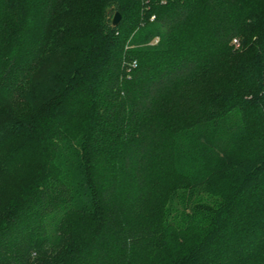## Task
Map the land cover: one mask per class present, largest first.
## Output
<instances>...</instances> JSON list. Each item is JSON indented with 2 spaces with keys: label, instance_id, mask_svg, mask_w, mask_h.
<instances>
[{
  "label": "trees",
  "instance_id": "trees-1",
  "mask_svg": "<svg viewBox=\"0 0 264 264\" xmlns=\"http://www.w3.org/2000/svg\"><path fill=\"white\" fill-rule=\"evenodd\" d=\"M4 180L0 264H264V0H0Z\"/></svg>",
  "mask_w": 264,
  "mask_h": 264
},
{
  "label": "water",
  "instance_id": "water-1",
  "mask_svg": "<svg viewBox=\"0 0 264 264\" xmlns=\"http://www.w3.org/2000/svg\"><path fill=\"white\" fill-rule=\"evenodd\" d=\"M120 20H121V16H120V14H119V13H116V14L113 16V18H112V26H113V27H116V26L119 24Z\"/></svg>",
  "mask_w": 264,
  "mask_h": 264
},
{
  "label": "rangeland",
  "instance_id": "rangeland-1",
  "mask_svg": "<svg viewBox=\"0 0 264 264\" xmlns=\"http://www.w3.org/2000/svg\"><path fill=\"white\" fill-rule=\"evenodd\" d=\"M2 183L0 184V193L4 194V192L7 191V187H8V182L6 180L1 181ZM7 182V183H6Z\"/></svg>",
  "mask_w": 264,
  "mask_h": 264
},
{
  "label": "built area",
  "instance_id": "built-area-1",
  "mask_svg": "<svg viewBox=\"0 0 264 264\" xmlns=\"http://www.w3.org/2000/svg\"><path fill=\"white\" fill-rule=\"evenodd\" d=\"M233 43H236V40H234Z\"/></svg>",
  "mask_w": 264,
  "mask_h": 264
}]
</instances>
